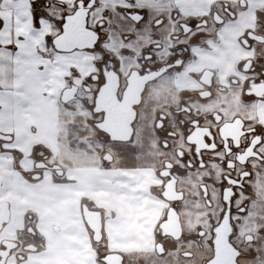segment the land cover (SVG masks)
Returning a JSON list of instances; mask_svg holds the SVG:
<instances>
[{
  "label": "snow or ice",
  "instance_id": "snow-or-ice-1",
  "mask_svg": "<svg viewBox=\"0 0 264 264\" xmlns=\"http://www.w3.org/2000/svg\"><path fill=\"white\" fill-rule=\"evenodd\" d=\"M0 264H264V0H0Z\"/></svg>",
  "mask_w": 264,
  "mask_h": 264
}]
</instances>
